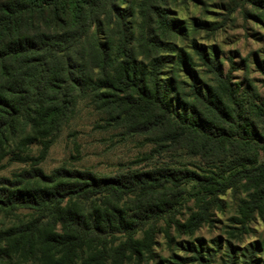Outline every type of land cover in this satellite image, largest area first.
<instances>
[{
  "label": "trees",
  "instance_id": "16d2710c",
  "mask_svg": "<svg viewBox=\"0 0 264 264\" xmlns=\"http://www.w3.org/2000/svg\"><path fill=\"white\" fill-rule=\"evenodd\" d=\"M243 1L264 10V0ZM171 2L0 0V163L30 165L0 180V212L35 215L0 231V264H142L153 258L161 220L192 235L229 191L245 194L238 235L264 216V101L242 95L234 69L226 73L205 46L177 43L186 33ZM86 99L108 117L106 128L172 149L186 143L208 157L237 156L207 171L46 175L40 165ZM190 201L194 211L181 223Z\"/></svg>",
  "mask_w": 264,
  "mask_h": 264
},
{
  "label": "rangeland",
  "instance_id": "374dc122",
  "mask_svg": "<svg viewBox=\"0 0 264 264\" xmlns=\"http://www.w3.org/2000/svg\"><path fill=\"white\" fill-rule=\"evenodd\" d=\"M170 4L171 17L180 21L186 33L177 43L189 47L192 41H197L205 46L208 53L219 59L226 73L234 69L233 83L240 93L255 104L262 103L264 10L243 0H177L176 4ZM195 71L199 85H203L207 79L204 70L197 67ZM177 78L186 81L183 74ZM107 119L90 100L79 101L75 116L63 128L40 168L46 175L65 168L115 178L164 167L213 170L226 166L237 156L200 155L194 148H187L186 143L180 148H167L150 138L128 135L126 129L106 128ZM40 151V145H35L29 154L36 157ZM29 169V164L7 158L0 163V180H14L15 175ZM187 191L192 192L193 188L188 186ZM244 198L242 191L227 192L221 197V208L212 210L211 223L192 235L178 232L167 220H161L153 258L142 264H264V216L250 224L248 235L237 233L234 219ZM180 211L176 219L184 223L194 211L193 202L183 203ZM33 217V212L27 210L13 215L0 212V231ZM199 256L201 260H196Z\"/></svg>",
  "mask_w": 264,
  "mask_h": 264
}]
</instances>
